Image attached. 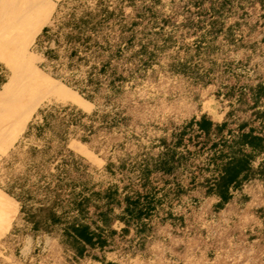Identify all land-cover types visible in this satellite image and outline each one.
Instances as JSON below:
<instances>
[{"label":"rangeland","instance_id":"1","mask_svg":"<svg viewBox=\"0 0 264 264\" xmlns=\"http://www.w3.org/2000/svg\"><path fill=\"white\" fill-rule=\"evenodd\" d=\"M106 10L115 15L98 35L100 16L79 28L82 16ZM122 18L135 35L124 56L142 43L148 51L116 58L125 78L112 89L102 77L94 90L95 49L70 36L82 31L92 44L111 34L118 42ZM134 63L140 68L131 75L124 68ZM259 84L264 0H0V264H264V176L243 180L223 202L210 189L222 136L190 124L204 116L227 121L229 138L253 116ZM56 109L55 126L38 136L35 126ZM166 153L174 165L161 164ZM63 158L78 189L153 195L146 231L114 220L111 246L79 257L61 230H34L9 186L26 178L35 184Z\"/></svg>","mask_w":264,"mask_h":264},{"label":"trees","instance_id":"2","mask_svg":"<svg viewBox=\"0 0 264 264\" xmlns=\"http://www.w3.org/2000/svg\"><path fill=\"white\" fill-rule=\"evenodd\" d=\"M130 1L135 2V0ZM149 8H151L150 4ZM114 15L113 11L109 12L108 10L103 14L95 15L89 12L79 20V28L82 29L100 16L96 23V34L98 35L101 29L99 27ZM118 23L120 28L115 35L119 41L115 43L110 41L111 34H106L103 41L95 39L92 44H89L90 37H84L82 31H79L80 33L76 36H70L71 43L78 40L84 44L85 50L95 49L94 58L98 59L96 62L98 64L92 66L89 78L92 84H96L94 90L99 89L102 77L109 80L112 89H117V82L125 78L123 72L119 71V64H114L116 58L124 57L128 61H133L136 57L141 58L140 55L148 51L147 45L142 43L141 48L130 57L124 56V49L133 45L132 39L135 35L134 30L123 23V18ZM47 30L46 28L45 31ZM78 52L79 50L74 49L71 55L78 54ZM135 66L134 63L133 66L128 65L124 69L134 75L136 68L137 70L140 68ZM252 94L255 104L253 116L250 120L241 123L236 133L230 132L229 138L223 134V130L228 125L227 121L214 123L204 116L202 120L193 119L190 122V124H197L199 131L206 136H210L212 133L222 136L223 148L218 150L219 152L216 150L212 155L218 165L219 176L210 189L218 193L223 202L229 201L231 198L230 189L241 184L243 180L254 174L264 176V159L257 168L254 167V161L264 153V109L258 107L264 98V84H259ZM57 111L59 112L60 109L47 112L44 116V123L35 126L38 136L43 135L48 127L55 126L50 118H55ZM61 111H67V109ZM74 114V112H66V116L73 117ZM65 129L64 127L63 131H66ZM33 151L36 152L37 148L35 147ZM161 159L163 166L174 165L176 162L174 154L166 153ZM66 163H69L68 159L63 158V161L57 166V172L42 174L35 184L28 186L26 178L23 181L15 180L9 186L8 192L19 200L21 213L24 214L27 221L33 224L34 230L47 232L61 230L62 241L70 245L79 257L86 256L93 248L106 249L111 246L109 235L117 232L112 228L114 220H120L127 226L131 223L136 225L138 233L146 231L148 223L145 219L151 215L155 207L153 195L136 191L134 195L128 193L122 197L118 189L113 186L102 191L85 187L78 189L77 186L80 182L71 176L65 167ZM42 164L36 165L39 174L43 170ZM144 176H146L145 172L142 173L141 178L145 179ZM116 205H124L121 214H115ZM91 206L95 207L92 214ZM123 230L127 231L128 229L124 228Z\"/></svg>","mask_w":264,"mask_h":264}]
</instances>
